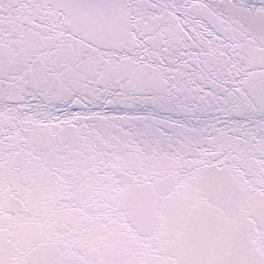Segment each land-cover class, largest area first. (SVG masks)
Returning a JSON list of instances; mask_svg holds the SVG:
<instances>
[{"label":"snow or ice","instance_id":"snow-or-ice-1","mask_svg":"<svg viewBox=\"0 0 264 264\" xmlns=\"http://www.w3.org/2000/svg\"><path fill=\"white\" fill-rule=\"evenodd\" d=\"M0 264H264V0H0Z\"/></svg>","mask_w":264,"mask_h":264}]
</instances>
